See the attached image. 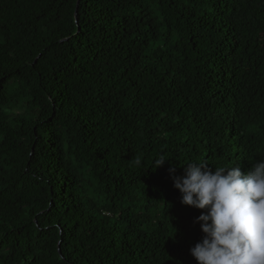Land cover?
<instances>
[{"label":"trees","instance_id":"obj_1","mask_svg":"<svg viewBox=\"0 0 264 264\" xmlns=\"http://www.w3.org/2000/svg\"><path fill=\"white\" fill-rule=\"evenodd\" d=\"M76 2L0 0V264H197L172 176L264 159V0Z\"/></svg>","mask_w":264,"mask_h":264},{"label":"clouds","instance_id":"obj_2","mask_svg":"<svg viewBox=\"0 0 264 264\" xmlns=\"http://www.w3.org/2000/svg\"><path fill=\"white\" fill-rule=\"evenodd\" d=\"M166 159L159 156L153 166ZM172 179L182 204L205 210L194 218L203 236L189 249L197 264H264V159L246 173L231 165L212 171L196 160Z\"/></svg>","mask_w":264,"mask_h":264},{"label":"water","instance_id":"obj_3","mask_svg":"<svg viewBox=\"0 0 264 264\" xmlns=\"http://www.w3.org/2000/svg\"><path fill=\"white\" fill-rule=\"evenodd\" d=\"M78 1H79V0H77V2H76V6H75V11H74V14H75V15H76V11H77ZM75 22H76V23L78 22L77 19H75Z\"/></svg>","mask_w":264,"mask_h":264}]
</instances>
